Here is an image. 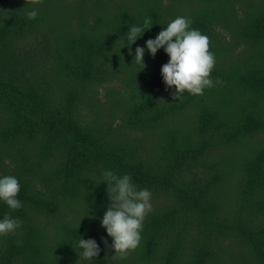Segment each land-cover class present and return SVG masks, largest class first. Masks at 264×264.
<instances>
[{
    "label": "trees",
    "instance_id": "obj_1",
    "mask_svg": "<svg viewBox=\"0 0 264 264\" xmlns=\"http://www.w3.org/2000/svg\"><path fill=\"white\" fill-rule=\"evenodd\" d=\"M178 15L215 57L213 86L179 98L163 47L144 68L133 58ZM103 168L151 192L123 257L101 242ZM3 174L22 207L0 202V217L20 219L0 264H80V235L100 244L91 264H264V0H0Z\"/></svg>",
    "mask_w": 264,
    "mask_h": 264
},
{
    "label": "clouds",
    "instance_id": "obj_2",
    "mask_svg": "<svg viewBox=\"0 0 264 264\" xmlns=\"http://www.w3.org/2000/svg\"><path fill=\"white\" fill-rule=\"evenodd\" d=\"M26 15L34 19L37 16L36 8L26 10ZM152 24L151 19L145 17L142 25H128L125 32L127 42L124 44L134 43ZM190 24V19L185 16L178 15L172 18L154 38H148L144 46L137 45L133 55L144 68L145 50L154 56L157 50L163 47L169 59L161 65L162 80L165 90L170 89V94L178 98L185 91L188 94H203V90L212 87L214 83L211 71L215 57L209 51L208 36L199 29L191 28ZM128 51L130 55L133 53L132 48ZM100 181L106 182L109 202L99 219L107 236L111 237L110 243L103 236L101 242L106 248L113 249L114 254L123 257L140 243L144 218L152 210L151 192L148 188H138L130 174H117L110 168L101 169ZM19 191L20 183L15 175H0V202L12 210L21 208L22 201L17 196ZM19 226L20 219L6 212L0 217V236L14 232ZM73 248L78 254L77 260L80 264H91L101 251L100 244L95 238L85 239L82 235L76 240Z\"/></svg>",
    "mask_w": 264,
    "mask_h": 264
}]
</instances>
